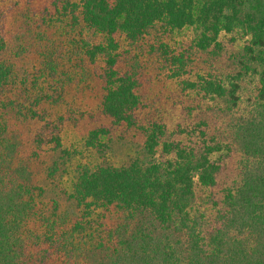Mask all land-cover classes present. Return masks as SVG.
Returning <instances> with one entry per match:
<instances>
[{
  "label": "trees",
  "instance_id": "obj_1",
  "mask_svg": "<svg viewBox=\"0 0 264 264\" xmlns=\"http://www.w3.org/2000/svg\"><path fill=\"white\" fill-rule=\"evenodd\" d=\"M222 34L245 43L231 76L195 63ZM143 60L214 105L174 129L143 115ZM92 72L101 114L155 157L81 170L67 212L47 195V157ZM0 264H264V0H0Z\"/></svg>",
  "mask_w": 264,
  "mask_h": 264
},
{
  "label": "rangeland",
  "instance_id": "obj_2",
  "mask_svg": "<svg viewBox=\"0 0 264 264\" xmlns=\"http://www.w3.org/2000/svg\"><path fill=\"white\" fill-rule=\"evenodd\" d=\"M57 29L61 30L60 26ZM194 36L191 30H182L177 39L189 42ZM220 40L221 45L217 54H208L200 50L195 54V63L202 67L203 60L211 61L224 75L228 73L231 76L238 70L239 62L244 60L245 43L239 38L231 37V34H222ZM139 66L142 95L150 106L145 108V111L150 109V112L143 115L147 114L154 119L165 121L168 129L192 125L204 115L206 105H214L213 102L208 103L204 100L197 108L196 103L191 102V92L188 91L189 96H185L187 90L181 92L179 80L171 77L164 72L165 70L159 71L152 63L146 66L144 60ZM95 73L92 72V76H87L82 82L78 80L79 85L87 87L88 84L90 90L82 92L80 88H73L70 92L73 95L69 98L70 105L65 106L63 111V113L66 112L69 120L63 125L60 134L61 146L50 156H46L48 166L46 165L44 175L48 172L47 170L51 172V176L47 179V195L49 198L58 200L67 212L76 208V202L69 199V193L81 170L93 169L99 165L118 167L135 159L148 162L155 157L144 148L142 131L135 128L127 129L125 126L118 128L110 126V120L101 114L99 109L101 82ZM190 77L195 78V75L192 74ZM254 84L255 80L249 77L242 82L240 106H245L247 98L253 96ZM187 105L193 107L194 110L191 113L185 111ZM75 106L78 110L69 112V109ZM80 110L83 116H80ZM193 114L196 116L194 117ZM100 126L112 128L105 135H99L97 142L100 145L86 143L89 133ZM41 181H43L42 178ZM77 209L80 210V208Z\"/></svg>",
  "mask_w": 264,
  "mask_h": 264
}]
</instances>
